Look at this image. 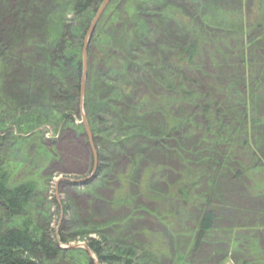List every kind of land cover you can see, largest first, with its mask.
<instances>
[{
  "label": "rangeland",
  "instance_id": "rangeland-1",
  "mask_svg": "<svg viewBox=\"0 0 264 264\" xmlns=\"http://www.w3.org/2000/svg\"><path fill=\"white\" fill-rule=\"evenodd\" d=\"M91 1L96 9L82 15L72 12L73 5L69 4V0H0V40L4 46L0 61H4V67L12 68L16 81L21 82L30 76V67H24L31 59L29 56L34 55V79L39 78L33 85V108L23 98L18 99L21 104L16 109L10 104L13 98H8L6 103L3 99L6 110L0 111V156L11 161L8 169L13 180L18 182L23 178L22 171L27 168L19 167L22 164L18 162L17 165V158L26 162L22 167L29 165L28 168H34L36 192L33 200L37 202V209L40 214L46 215V226L49 224L54 233H59L63 227L67 241L60 243L61 255L53 264H93L83 249L87 248L91 239L105 241L102 247L108 254L114 253L115 248L130 249L133 255L129 260L133 264H235L224 249L207 252L208 243L201 244L196 251L193 249V205L190 200L188 205L192 208L187 205L183 208L175 193L182 180L184 166L167 150L176 147L182 134L171 140L165 138L163 131L158 132V124H162L166 117L165 111L151 114L154 111L148 107L153 102L148 94L161 95L166 99L163 91L167 88L163 90V84L158 80L160 71L153 72L150 65L141 67L135 53L128 50L126 37L121 35L118 27L120 22L108 15L112 10L105 12L107 7L86 43L83 93L80 97L83 69L79 78L70 61L80 59L83 67L85 37L82 38L80 30L89 21L87 33L103 2ZM176 2L192 5L189 3L192 0ZM46 3L50 5L45 7ZM239 3H236L238 9L234 10L244 18L248 17L253 1L240 0ZM116 4L120 7L122 1L116 0ZM39 6L45 9L40 10ZM61 34L65 41L62 50H57L55 43ZM256 34L254 30L249 38ZM162 39L160 35L154 38L157 41ZM27 44L33 48L32 51ZM260 44L262 47L259 50L254 46L253 51L250 50L252 45L248 48L257 63L264 60V44ZM79 49L80 58L79 55L73 56ZM172 52V49L166 48L162 55ZM251 60L249 56V62ZM241 61L238 55L233 60L236 65ZM162 63L172 67L170 74L173 73L175 78L171 55L163 58ZM202 63L206 67L203 66L205 70L197 74L194 72L193 91L192 86L185 91L191 96L195 92L214 93L209 78L201 77L207 75L206 68L209 69L207 61ZM61 65L69 90L79 85L73 113L68 111L70 102L65 105L60 102L50 108L51 104L43 100L45 89L41 85L46 79L51 81L49 74L55 73ZM13 84L10 80L4 82L5 88L10 86L8 89L12 91L16 85L11 87ZM55 84L61 86L59 80L53 78ZM19 87L16 86V89L20 90ZM236 87L243 94L244 84L239 82ZM205 101L209 102L208 99ZM205 101H198L195 111L190 101L172 111H177L178 115L189 112L194 115L205 104L212 108V103ZM26 107L34 112L21 110ZM33 113L39 118L35 124ZM136 113L140 120L134 116ZM64 115L69 116V120L61 121ZM81 116L84 117L90 142ZM145 116H153L154 123L147 124ZM188 130L189 127L180 129L184 133ZM130 139L133 140L128 141ZM133 145L135 148L130 150ZM225 181L230 182V179ZM231 187L226 186V191H229L226 196L228 206L234 202L232 195L237 186ZM225 208L226 211L217 210V225L231 228L238 224L235 219L237 213L229 207ZM39 221L44 226L42 217ZM94 224H98L97 228ZM117 234L118 241H111ZM151 246L156 254L148 251ZM261 246L264 248V237L261 238Z\"/></svg>",
  "mask_w": 264,
  "mask_h": 264
},
{
  "label": "trees",
  "instance_id": "trees-1",
  "mask_svg": "<svg viewBox=\"0 0 264 264\" xmlns=\"http://www.w3.org/2000/svg\"><path fill=\"white\" fill-rule=\"evenodd\" d=\"M117 1H122L120 7H117L116 0H112L105 12L113 11L108 15L113 19L116 17L120 22L118 27L121 35L126 37V46H129L130 52L135 53L141 67L150 65L153 72L160 71L158 80L163 84V90L167 88L163 91L166 99L161 95L147 93L153 99L151 106L148 107L154 112L150 113H160L162 110L166 113L164 122L158 124V132L163 131L164 137L169 140L182 134L174 149L166 148L184 166L182 180L175 193L183 208L186 205L192 208L188 205L190 200L193 205L195 219L192 228V232H195L193 249L196 251L201 248V244L208 243L207 252L224 249L225 254H228L235 264H264V248L260 242L264 237V60L257 63L248 50L251 45L250 50L253 51V46L259 50V47H262L260 42L264 44V1L252 0L253 8L246 18L234 10L238 9L236 3L240 5V0H192L189 2L191 6L188 3L183 5L176 0ZM91 2L69 0V4L73 5L72 12L82 15L90 9H96ZM47 5L50 4L46 3L45 7ZM89 23L85 22L80 30L82 33L79 32L82 38L85 37ZM98 23L96 27L99 26ZM102 27L103 25L100 26ZM254 30L258 34L250 39ZM158 35L163 39L154 40ZM64 41L65 37L61 34L55 48L62 50ZM27 47L33 50L28 44ZM166 48L172 49L173 52L163 56L162 52ZM2 50L4 46L0 40V55ZM74 54L73 56L79 55L80 58V49ZM170 55L175 67V78L173 73L170 74L172 67L162 63V59ZM236 55L242 60L237 65L233 62ZM248 55L252 58L250 62ZM49 56L52 57L53 54ZM33 57L34 55L29 56L31 59L28 64H24L26 66L24 68L30 67V76L21 82L16 81L17 77L12 74V68L4 67V61L1 59L0 111L6 110L2 102L5 99L6 103L8 98H13L10 104L15 107L14 109L21 104L18 99L22 98L26 99L29 107H34L33 85L39 78L34 79ZM201 61H207L209 69L206 68L208 76L200 75L202 78H209L214 93L195 92V95L191 96L185 91L191 86V90L194 89V72L197 74L205 70L206 66L201 64ZM70 64L80 78L82 71L80 59L79 61L72 59ZM241 70L242 72H239ZM49 76L52 80L49 82L46 79L41 85L45 89L43 100L51 104L50 108L56 107L54 104L60 102H64V105L70 102L71 107L68 111L73 113L77 104V100L75 104L74 100L77 98L79 85L69 90L62 65ZM53 78L59 80L60 87L58 84L53 85ZM9 80L14 82L11 87L18 82L13 91L8 89L10 86L5 88L4 82ZM239 82L244 84L243 94H240V89L237 90ZM16 86H20L21 89H16ZM18 95H21V98H17ZM201 99L204 101L208 99L212 103V108L205 104L203 109L194 115H191V112L178 115L177 111H172L173 108H179L180 104L184 105L188 101L195 111ZM26 109L32 110L28 107L21 110ZM33 115L35 124L39 118L36 113ZM134 116L140 120L137 113ZM68 118L69 116L64 115L61 121ZM144 121L153 124L154 117L145 116ZM187 127L188 132L180 131ZM134 148L133 145L130 150ZM15 161L18 166L19 163L22 166L26 164L18 158ZM10 162L9 159L0 156V264H45L44 261L53 264L60 257V243H65L67 236L63 232V227L59 233H54L49 224L46 226V215L40 214L37 209V202L33 200L36 192L35 173H32L34 168H28L29 165L19 166L27 169L22 171L23 178L18 182L13 180L12 172L8 169ZM226 178H229L230 182H226ZM228 185L230 188L231 185L237 186L233 190V200L236 202L237 199H241L242 203L234 205L230 202L228 206L226 200L229 193L226 191ZM252 203L261 204L260 208L248 206ZM225 207L237 213L235 219L239 223L231 228L217 225V210L226 211ZM40 217L43 218L44 226H41ZM241 224L244 225L240 226ZM97 225L94 224V227L97 228ZM258 236L259 240L256 238ZM118 239L117 234L111 241L115 242ZM103 244L105 241L94 239L87 243V248L99 264H133L129 260L133 255L130 249L124 251L115 248L114 253L108 254L104 252ZM148 251L156 254L152 246Z\"/></svg>",
  "mask_w": 264,
  "mask_h": 264
},
{
  "label": "water",
  "instance_id": "water-1",
  "mask_svg": "<svg viewBox=\"0 0 264 264\" xmlns=\"http://www.w3.org/2000/svg\"><path fill=\"white\" fill-rule=\"evenodd\" d=\"M111 0H103V2L101 3L100 7L98 8L97 12H96V15L94 16L91 24H90V27L88 28V31L86 33V36H85V39H84V44H83V50H82V58H83V74H82V81H81V86H80V97L82 96V93H83V77H84V70H85V67H84V59H85V48H86V43L91 35V32L98 20V18L100 17L101 13L103 12V10L107 7L108 3L110 2ZM80 103H82V101H80ZM81 106V105H80ZM82 117V116H81ZM82 122H83V129L89 139V142H90V137H89V132H88V129H87V126L85 124V120H84V117H82ZM83 181H78V183H82ZM74 249V248H72ZM84 251L86 252V254L89 256L90 260H92L93 264H97V261L96 259L94 258L93 254L90 252L89 249H87L86 247H83Z\"/></svg>",
  "mask_w": 264,
  "mask_h": 264
},
{
  "label": "crops",
  "instance_id": "crops-1",
  "mask_svg": "<svg viewBox=\"0 0 264 264\" xmlns=\"http://www.w3.org/2000/svg\"><path fill=\"white\" fill-rule=\"evenodd\" d=\"M233 203H234V205H235V203H236V204H240V203H242V200H241V199H237L236 202H235V200H234ZM260 205H261V204L257 205V203H252V205H248V206H250L251 208H256V207H259V208H260ZM253 206H255V207H253ZM248 221H249V220H248ZM246 222H247V221H246ZM238 223H239V222H238ZM247 223H248V222H247ZM249 223H250V221H249ZM249 223H248V224H249ZM243 225H244V224H243ZM253 237H254V236H253ZM256 238L259 240V239H260V236H258V237H256ZM260 242H261V241H260Z\"/></svg>",
  "mask_w": 264,
  "mask_h": 264
}]
</instances>
